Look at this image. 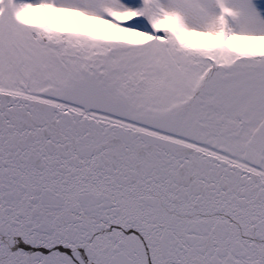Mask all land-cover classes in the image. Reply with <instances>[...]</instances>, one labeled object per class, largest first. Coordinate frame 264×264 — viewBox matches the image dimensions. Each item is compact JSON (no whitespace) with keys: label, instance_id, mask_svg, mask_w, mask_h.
<instances>
[{"label":"snow or ice","instance_id":"snow-or-ice-1","mask_svg":"<svg viewBox=\"0 0 264 264\" xmlns=\"http://www.w3.org/2000/svg\"><path fill=\"white\" fill-rule=\"evenodd\" d=\"M0 264H264V0H0Z\"/></svg>","mask_w":264,"mask_h":264}]
</instances>
